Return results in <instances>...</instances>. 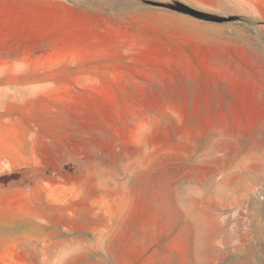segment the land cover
<instances>
[{
  "label": "rangeland",
  "instance_id": "374dc122",
  "mask_svg": "<svg viewBox=\"0 0 264 264\" xmlns=\"http://www.w3.org/2000/svg\"><path fill=\"white\" fill-rule=\"evenodd\" d=\"M0 0V264H264V0Z\"/></svg>",
  "mask_w": 264,
  "mask_h": 264
},
{
  "label": "water",
  "instance_id": "95a60500",
  "mask_svg": "<svg viewBox=\"0 0 264 264\" xmlns=\"http://www.w3.org/2000/svg\"><path fill=\"white\" fill-rule=\"evenodd\" d=\"M146 2L149 4H152V5L166 7V8L172 9V10H176V11L185 13L187 15H190L192 17L202 19V20L214 21V22H221L224 20L221 17H217V16L211 15L209 13L201 12L197 9H194V8L187 6L185 4H182V3L164 4V3L154 2V1H150V0H147Z\"/></svg>",
  "mask_w": 264,
  "mask_h": 264
}]
</instances>
